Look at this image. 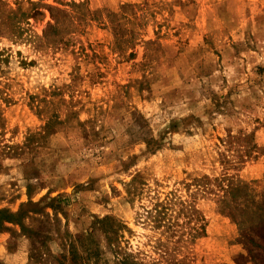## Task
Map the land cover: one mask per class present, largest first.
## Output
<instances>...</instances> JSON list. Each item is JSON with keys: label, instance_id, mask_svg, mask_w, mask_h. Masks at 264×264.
I'll list each match as a JSON object with an SVG mask.
<instances>
[{"label": "rangeland", "instance_id": "obj_1", "mask_svg": "<svg viewBox=\"0 0 264 264\" xmlns=\"http://www.w3.org/2000/svg\"><path fill=\"white\" fill-rule=\"evenodd\" d=\"M0 51V264H264V0H0Z\"/></svg>", "mask_w": 264, "mask_h": 264}, {"label": "trees", "instance_id": "obj_2", "mask_svg": "<svg viewBox=\"0 0 264 264\" xmlns=\"http://www.w3.org/2000/svg\"><path fill=\"white\" fill-rule=\"evenodd\" d=\"M0 51V57H1ZM0 62H3L5 59L0 58ZM167 209L163 203L155 202L152 208H149L145 211V221L150 224L152 228H159L164 225V222L167 220ZM0 212V216H1ZM111 233L114 234L116 231L111 230ZM114 242H109V247L113 249L114 257L116 259V264H141L138 261L135 254L128 252L120 248L116 243L117 236H113ZM109 240V239H108Z\"/></svg>", "mask_w": 264, "mask_h": 264}]
</instances>
